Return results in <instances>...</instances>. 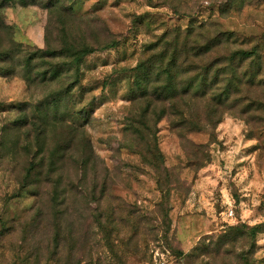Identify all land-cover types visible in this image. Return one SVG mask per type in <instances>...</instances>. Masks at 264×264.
Instances as JSON below:
<instances>
[{
    "label": "rangeland",
    "instance_id": "374dc122",
    "mask_svg": "<svg viewBox=\"0 0 264 264\" xmlns=\"http://www.w3.org/2000/svg\"><path fill=\"white\" fill-rule=\"evenodd\" d=\"M4 3L0 264H264V0Z\"/></svg>",
    "mask_w": 264,
    "mask_h": 264
},
{
    "label": "trees",
    "instance_id": "16d2710c",
    "mask_svg": "<svg viewBox=\"0 0 264 264\" xmlns=\"http://www.w3.org/2000/svg\"><path fill=\"white\" fill-rule=\"evenodd\" d=\"M11 1H14V0H11ZM22 1V0H21ZM6 4L4 3V4H2L1 6H0V9L1 8H3L4 6H5ZM221 42L222 41H220V40H218V39H215V40H212V41H210V42H207L205 45H204V47H203V53H207V52H209L210 51V49L212 48V47H215V46H217V45H221ZM228 42V41H227ZM116 44V42L114 43V45ZM92 52V50L90 49V48H86L85 50H83V52H82V55H80L79 57H77V61H78V63H79V66H81V64H82V62H83V57L85 56V55H87V54H89V53H91ZM237 56H239L240 57V60H244V59H248L249 57H251L252 56V53H251V51H249V50H244V51H242V52H238L237 53ZM163 57V54H161V56H160V58H162ZM233 57H236V55H234ZM176 58H177V54L176 53H174L173 55H172V57H171V60L168 62V68H167V72H170L171 71V69L174 67V66H176V64H175V60H176ZM208 70H210V69H208ZM172 76V75H171ZM169 79H172L171 77L169 78ZM260 230H259V226H257V225H255V226H251V227H249V235H250V237H251V239L254 241V239H255V237H256V235H257V233L259 232ZM253 245H255L254 243H252Z\"/></svg>",
    "mask_w": 264,
    "mask_h": 264
},
{
    "label": "built area",
    "instance_id": "2783aa9c",
    "mask_svg": "<svg viewBox=\"0 0 264 264\" xmlns=\"http://www.w3.org/2000/svg\"><path fill=\"white\" fill-rule=\"evenodd\" d=\"M232 214V213H231Z\"/></svg>",
    "mask_w": 264,
    "mask_h": 264
}]
</instances>
